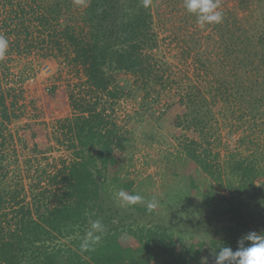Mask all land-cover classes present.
Instances as JSON below:
<instances>
[{
  "label": "trees",
  "instance_id": "trees-1",
  "mask_svg": "<svg viewBox=\"0 0 264 264\" xmlns=\"http://www.w3.org/2000/svg\"><path fill=\"white\" fill-rule=\"evenodd\" d=\"M1 1L13 13L1 22L13 27L5 33L14 35L10 45L17 53L21 41L26 48L33 43L30 28L45 30L35 37L45 44L42 57H61L78 79L60 91L45 87V106L69 105L70 115L56 119L55 135L69 144L72 158L42 168L43 184L37 178L28 193L21 167L11 165L8 124L15 118L0 85V264H214L219 247L235 251L243 235L264 232V147H252L251 136L253 127L264 125V23L247 17L257 8L261 14V4L241 5V17L237 4L213 24L208 55L185 41L180 60L190 58L189 73L171 71L157 56L152 0H81V7L72 0H31L35 5L28 7ZM116 72L134 77L135 88L119 84ZM139 88L140 98H159L166 89L173 92L167 98H177L172 111L165 104L152 116L157 125H168L183 154L158 191L140 189L123 173L126 139L102 104ZM223 128L249 132L228 146ZM114 189L143 201L128 205L112 195ZM110 195L113 207L105 205ZM180 197L207 203L208 210L181 225L160 215L166 202ZM148 202L156 204L151 212ZM97 219L105 229L101 242L81 252L90 221ZM123 234L137 245L122 243Z\"/></svg>",
  "mask_w": 264,
  "mask_h": 264
},
{
  "label": "rangeland",
  "instance_id": "rangeland-1",
  "mask_svg": "<svg viewBox=\"0 0 264 264\" xmlns=\"http://www.w3.org/2000/svg\"><path fill=\"white\" fill-rule=\"evenodd\" d=\"M35 1L46 4L50 0ZM72 1L77 5L81 3V0ZM240 2V0H218L217 11H221L224 17L238 4L237 16L241 17L243 14L241 5L253 9L256 4H261L264 8V0H244L241 4ZM12 3L14 6L16 3L27 7L35 5L31 0H12ZM152 7L156 22L155 29L160 40L159 49L156 51L157 56L166 58L171 65V71L177 72L180 68H184L191 73L190 58L187 59L186 57V62H182L180 49L187 41L191 46L200 44L203 53L208 55L211 50L210 37L215 32L211 28L213 24H206L201 27L197 23L196 17L192 14L188 15L184 0H152ZM41 9L43 10L42 6ZM257 10L258 8L254 13H248L247 17L251 18V22L261 20L264 23V11L260 14V11L257 12ZM8 11L9 5L3 7L0 0V36L7 39L8 48L6 52H10V55H4L2 61L0 60V85L8 93L5 102L12 108V114L15 118L8 124V129L13 134V142L10 145L15 147L11 154V165L17 164L21 167L22 171L19 174L21 177L24 176L25 192L28 193L30 189L28 184L31 187L37 178L41 177V184H43L42 168L52 167L72 158L70 148L67 147L69 144L61 138L57 140L55 135L60 131L56 119L70 115L69 105L62 102L57 107L53 103L49 107L45 106V87L57 85V90L60 91L67 88V85L76 83L78 75L74 69L67 67L61 57H42L45 44L38 43V38L35 39L39 35H41L39 38L45 35V30L42 31L40 28H30L31 36L34 38L33 43L26 48V42L21 41L19 50L22 52L17 53V48L10 45L14 40V35L5 33L7 32L6 29L13 27L9 26L6 29L2 27L1 20H6L7 14H13ZM26 18L28 20L26 21L27 25L32 18L30 12ZM74 18L76 16L73 15V20ZM62 19L61 16L59 21ZM229 19L231 20V18ZM195 37H198V43L194 41ZM188 67H190L189 70ZM44 70L49 72V78H43L42 72ZM114 75L119 84L135 88V79L131 75L124 72H116ZM11 87H14L13 93H11ZM142 93L139 88L130 94L125 93L122 98H118L113 103L107 101L102 102V104L104 113L117 124V128L126 139L127 148L124 150V157L122 158L123 173L130 174V177L136 180L137 187L151 192L160 189L168 176V167L181 159L183 154L180 152L168 125L159 126L152 117L165 104L171 106L175 102L177 98H167L173 92L167 89L163 90L159 98H140ZM173 108L174 104L170 110L172 111ZM258 125V127L252 128L251 136L254 142L252 147H259L258 150H260L264 147V125L260 123ZM227 129L223 128L222 130V141L228 146L235 144L238 137L240 138L249 132L247 128L232 132ZM18 133L21 134V138L17 135ZM24 166L28 167L24 168ZM35 166L39 168L33 171ZM112 195H117L115 189ZM112 195H110L111 199L109 200L105 196L107 207L114 205V196ZM188 200L185 197H180L166 202V205L161 208L160 215L170 220H178L180 225L185 221L188 222L194 216L205 215L208 210L207 203H201L199 200L195 202ZM199 229L200 227L194 226V230ZM200 230H204V225L201 226ZM253 231L255 232L254 229ZM120 240L124 244L137 245L133 237L127 234H123Z\"/></svg>",
  "mask_w": 264,
  "mask_h": 264
},
{
  "label": "clouds",
  "instance_id": "clouds-1",
  "mask_svg": "<svg viewBox=\"0 0 264 264\" xmlns=\"http://www.w3.org/2000/svg\"><path fill=\"white\" fill-rule=\"evenodd\" d=\"M184 6L189 13L195 14L197 23L204 27L206 24H218L223 20V13L217 11L218 0H184ZM8 48V41L0 36V59H2ZM117 196L128 205H135L143 201L139 194H128L123 190ZM156 207L154 202L147 203V211L151 212ZM105 231L100 220L90 221V229L86 232L80 244L81 252L93 251L94 247L101 242ZM264 232H249L238 241L235 251L229 246L219 247L215 253L214 264H264ZM245 241L250 244L245 246Z\"/></svg>",
  "mask_w": 264,
  "mask_h": 264
},
{
  "label": "built area",
  "instance_id": "built-area-1",
  "mask_svg": "<svg viewBox=\"0 0 264 264\" xmlns=\"http://www.w3.org/2000/svg\"><path fill=\"white\" fill-rule=\"evenodd\" d=\"M42 74H43V78H49L50 76L49 72L48 71L45 72V70L42 72Z\"/></svg>",
  "mask_w": 264,
  "mask_h": 264
}]
</instances>
